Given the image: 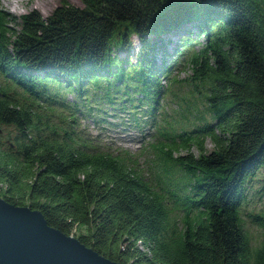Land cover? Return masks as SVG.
I'll return each mask as SVG.
<instances>
[{"label": "trees", "instance_id": "1", "mask_svg": "<svg viewBox=\"0 0 264 264\" xmlns=\"http://www.w3.org/2000/svg\"><path fill=\"white\" fill-rule=\"evenodd\" d=\"M77 1L0 10V199L120 264H264V0Z\"/></svg>", "mask_w": 264, "mask_h": 264}, {"label": "water", "instance_id": "2", "mask_svg": "<svg viewBox=\"0 0 264 264\" xmlns=\"http://www.w3.org/2000/svg\"><path fill=\"white\" fill-rule=\"evenodd\" d=\"M0 264H120L47 225L37 211L0 199Z\"/></svg>", "mask_w": 264, "mask_h": 264}, {"label": "rangeland", "instance_id": "3", "mask_svg": "<svg viewBox=\"0 0 264 264\" xmlns=\"http://www.w3.org/2000/svg\"><path fill=\"white\" fill-rule=\"evenodd\" d=\"M69 4L73 6L80 7V4L77 0H66ZM58 4V0H0V10L9 14L14 18H18L19 16L26 14L32 10L37 11L42 17H46L49 13L56 7ZM176 37V36H175ZM132 46L129 50L128 60L133 62L134 55L137 52V41L134 37L131 38ZM117 55L121 58L123 57V52H117ZM179 69L176 74L177 79L185 80L190 72L189 70ZM183 71V72H181ZM187 83L181 81L178 84L173 86V93L175 92L177 96L186 98L188 100L189 96L187 94L188 90L186 88ZM71 100V98H70ZM172 101V98L169 99ZM193 107L190 108L192 111H197V113L201 110V105L199 102L194 101ZM172 110H176L174 105H171ZM194 108V109H193ZM168 112L169 109L167 108ZM110 122H115L114 119H108ZM121 129L118 127H112L106 130L104 133L108 136L105 141L108 144L110 141L112 147L121 148L130 151L131 153H135L137 148L140 146L137 143V138L134 137L133 133L126 131L128 135H125L123 132H120ZM3 134L5 135L4 130ZM86 132L90 137L96 135V131L91 125L86 127ZM205 147L207 150L210 149V144L206 141ZM141 162V161H140ZM264 174L259 172L249 183L247 184L244 202L242 203L240 209V217L244 220V227L249 235V240L252 245H256L260 241L264 240V225L259 226L257 223L253 222L252 217L257 216L258 218H262V223L264 224V196L260 191V186L263 183Z\"/></svg>", "mask_w": 264, "mask_h": 264}]
</instances>
